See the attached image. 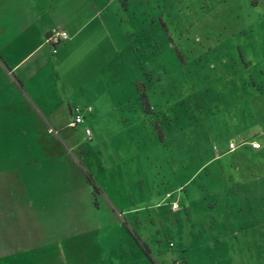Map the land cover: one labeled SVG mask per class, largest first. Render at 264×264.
Masks as SVG:
<instances>
[{
	"label": "rangeland",
	"instance_id": "1",
	"mask_svg": "<svg viewBox=\"0 0 264 264\" xmlns=\"http://www.w3.org/2000/svg\"><path fill=\"white\" fill-rule=\"evenodd\" d=\"M96 4L92 18L81 0L86 26L76 34L68 24L71 38L54 54L65 58L58 79L83 123L60 109L61 126H40L0 78V98L13 101L0 109L3 193L32 201L27 229L68 235L71 264L89 248L97 264H264V0ZM11 220L1 202V229ZM31 255L67 264L58 243Z\"/></svg>",
	"mask_w": 264,
	"mask_h": 264
},
{
	"label": "crops",
	"instance_id": "2",
	"mask_svg": "<svg viewBox=\"0 0 264 264\" xmlns=\"http://www.w3.org/2000/svg\"><path fill=\"white\" fill-rule=\"evenodd\" d=\"M80 2L81 0H0V78L6 80L12 89H15V93H18L17 103L14 101V107L32 110V113L34 111L35 120L42 127L45 123H50L53 126L56 123L61 126V122L58 121L60 116L57 113L60 109L69 111V114L73 112V104L70 102L71 94H67L61 88L58 79V64H62L65 58L54 55L59 51L54 53L46 42V38L50 31L56 28L64 29L69 33L68 24L76 22V34L86 26V23L79 24L81 21H79L81 18ZM87 2L93 10L92 18L96 17V0H87ZM106 30H108L109 38L116 42L108 27ZM70 38L71 35L63 42ZM51 96L56 98L54 104H52ZM89 97L91 98V96ZM12 102L0 98V109L11 108ZM24 115L26 114L23 113L22 116ZM3 174L6 173L0 171V193L2 196L0 203L4 202L7 205L12 225L10 224L8 227V223H6L4 229L0 227V243L2 239H8L7 247L0 248V254L3 257L10 256L13 264H21L20 260L23 258L19 256L25 254L23 257L27 264H33L35 258L31 252L35 248H42L48 243H58L62 263L67 260V264H71L70 247L66 240L68 235H64L60 231H43L40 228V223L38 229L34 227L27 229L28 217L32 214L30 208L32 201L23 199L13 204L12 200L14 199L11 192L8 190V193H3L2 191L5 189L1 180L5 177ZM17 186L15 183L14 188ZM42 219L40 220L42 221ZM13 223L16 225L13 226ZM69 236L73 237V243L76 244L74 240H78L82 236L80 227L73 231V235ZM19 239L21 240L19 241ZM96 242L93 240L96 254L105 256L102 255L105 253L104 248H101L102 246ZM87 252H90L89 259L75 264H97L96 255L92 256L93 252L90 248Z\"/></svg>",
	"mask_w": 264,
	"mask_h": 264
},
{
	"label": "built area",
	"instance_id": "3",
	"mask_svg": "<svg viewBox=\"0 0 264 264\" xmlns=\"http://www.w3.org/2000/svg\"><path fill=\"white\" fill-rule=\"evenodd\" d=\"M70 37L68 31L64 30V29H53L52 31H50V33L47 35L46 38V42L52 47L53 52H57V46L63 42L64 40L68 39ZM87 110L89 112H91L93 110L91 105H87ZM73 119L71 124L73 126H77L80 123H83L85 121V115L83 112V108L80 106H76L73 109ZM87 134L91 133L90 128L86 129ZM252 145L255 148H260L262 146L261 142H259L258 140H253L252 141ZM237 147V144L234 142L230 143V149H235Z\"/></svg>",
	"mask_w": 264,
	"mask_h": 264
},
{
	"label": "trees",
	"instance_id": "4",
	"mask_svg": "<svg viewBox=\"0 0 264 264\" xmlns=\"http://www.w3.org/2000/svg\"><path fill=\"white\" fill-rule=\"evenodd\" d=\"M138 90H139L140 97H141L144 105L148 109L151 108V105H150V102H149V98H148V95L146 93L145 84L144 83H138ZM86 178H87V181L90 183V185L93 187L94 191H96V192L100 191V187L97 185L96 180L94 179L93 175L90 172H88V171H86ZM125 224L127 225V222H125ZM128 230L136 238L137 242L139 244H141L142 240H141L140 236L135 231L130 230L129 227H128ZM142 245H143V243H142ZM143 246L145 247V249H146V251L148 253V256L151 257L150 249L147 248L145 245H143Z\"/></svg>",
	"mask_w": 264,
	"mask_h": 264
}]
</instances>
